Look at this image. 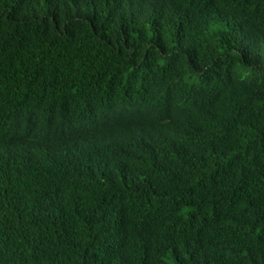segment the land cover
<instances>
[{
	"label": "trees",
	"instance_id": "1",
	"mask_svg": "<svg viewBox=\"0 0 264 264\" xmlns=\"http://www.w3.org/2000/svg\"><path fill=\"white\" fill-rule=\"evenodd\" d=\"M0 264H264V0H0Z\"/></svg>",
	"mask_w": 264,
	"mask_h": 264
}]
</instances>
